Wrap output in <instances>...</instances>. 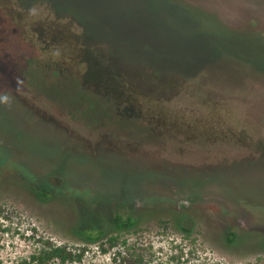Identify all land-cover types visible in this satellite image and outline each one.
Wrapping results in <instances>:
<instances>
[{"label": "rangeland", "instance_id": "374dc122", "mask_svg": "<svg viewBox=\"0 0 264 264\" xmlns=\"http://www.w3.org/2000/svg\"><path fill=\"white\" fill-rule=\"evenodd\" d=\"M123 2L112 50L78 0H0V264H264V0Z\"/></svg>", "mask_w": 264, "mask_h": 264}, {"label": "trees", "instance_id": "16d2710c", "mask_svg": "<svg viewBox=\"0 0 264 264\" xmlns=\"http://www.w3.org/2000/svg\"><path fill=\"white\" fill-rule=\"evenodd\" d=\"M46 3H50V4H54L53 0H44ZM77 1V0H76ZM79 3H76V12L77 15L79 13L82 21L80 22V24L82 25V27H84V30H87V28L89 26L87 25H96V28L94 31V33L96 32V34H98L100 37L105 36L106 39L109 41H107L106 43L109 44V48L112 50H115V48H118L119 46H121V43L117 44V41L120 38V29H124L125 26H127L128 31H133L132 30V23H133V19H129L130 21L127 20L128 16L134 17L136 14L135 12H133V8L131 9L130 6L126 5L125 3H118L122 0H115L118 1L117 3H113L112 9L110 8H106L103 7V9H97L94 10L93 7L91 6L92 4H90V0H78ZM114 1V0H113ZM124 1V0H123ZM127 1V0H125ZM65 9H69L67 7H65ZM109 11H111L113 13V15L109 14ZM64 14L66 15H72L71 11H64ZM134 14V15H133ZM191 14V13H190ZM112 16V17H111ZM111 18H115V19H121V20H116L119 21V23H111ZM90 18L91 20H93L94 22H92L91 24H86V19ZM113 22V21H112ZM117 29V30H116ZM103 33L104 34H99ZM134 35V34H133ZM141 34L138 35V37L141 39L142 37H140ZM146 38L143 39V41L148 40L149 36L148 34H145ZM117 37V38H114ZM132 39L131 42L132 43H138L140 42V39ZM136 40H138L136 42ZM77 41V40H75ZM73 42L71 43L70 47L73 48L72 52L73 54L70 55H74L77 54V51H74L75 48H78L80 51V54L83 55L84 53V46L82 44H78V42ZM128 43H125V45L127 46ZM147 45L150 44V42H146ZM119 45V46H118ZM126 49V47H123ZM83 50V51H82ZM83 52V53H82ZM81 57V56H80ZM96 83L94 85L98 86V88L101 89H106L110 90L111 93H115V97L117 99V101H119V103L121 104H125L128 106V108L130 109H134L135 107H137L139 105V103H136V101L133 100V98H129L131 95H128V91L126 90H122L121 91H115L112 87H110L109 85L104 87L103 84L101 83L100 80H94ZM102 84V85H100ZM116 85V84H115ZM118 86V85H116ZM120 87V85H119ZM97 88V87H96ZM97 88V89H98ZM109 88V89H108ZM109 92V91H108ZM110 93V92H109ZM134 97L135 94H133L132 92H130ZM132 96V97H133ZM136 100V98H135ZM138 108V107H137ZM131 111V110H129ZM40 194L43 195H47L44 192H40ZM114 222H115V226L121 230L126 229V228H131L133 226H135L138 222V218L137 216L134 215H128L127 217H124L122 214H117L114 217ZM77 233L79 234H87V238L89 240H96L99 239L101 237V235L103 234L102 230H97L95 227H90L87 228L86 230L80 229L77 231ZM33 261L36 262V264H59L57 262V260L59 261H67V260H74L77 258V255L70 249H68L66 246H62V245H50L47 247H43L41 248L38 252H36L35 254H33L32 256Z\"/></svg>", "mask_w": 264, "mask_h": 264}, {"label": "water", "instance_id": "95a60500", "mask_svg": "<svg viewBox=\"0 0 264 264\" xmlns=\"http://www.w3.org/2000/svg\"><path fill=\"white\" fill-rule=\"evenodd\" d=\"M117 2L118 1H116L115 3H117ZM118 3H124V2L122 0V1H120ZM90 4H92L91 6L93 7L94 10H97L99 8L103 9V7L112 9L111 5L113 4V0H90ZM113 13L111 11H109V14L113 15ZM111 17H110L111 23H117L118 24L119 21H116V20H121V19H115V18H111ZM124 29L128 30L127 26H125Z\"/></svg>", "mask_w": 264, "mask_h": 264}]
</instances>
